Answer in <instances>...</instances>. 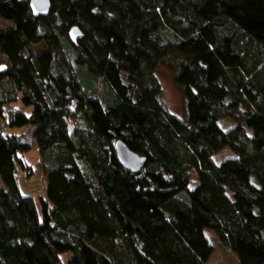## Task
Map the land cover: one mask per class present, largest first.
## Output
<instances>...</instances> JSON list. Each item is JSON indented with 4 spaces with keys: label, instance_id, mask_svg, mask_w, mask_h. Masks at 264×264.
Here are the masks:
<instances>
[{
    "label": "trees",
    "instance_id": "obj_1",
    "mask_svg": "<svg viewBox=\"0 0 264 264\" xmlns=\"http://www.w3.org/2000/svg\"><path fill=\"white\" fill-rule=\"evenodd\" d=\"M50 2L34 17L0 0V264H207L206 230L238 264H264V0ZM170 56L184 120L160 102ZM117 142L144 158L138 173ZM32 146L38 203L16 177Z\"/></svg>",
    "mask_w": 264,
    "mask_h": 264
},
{
    "label": "rangeland",
    "instance_id": "obj_2",
    "mask_svg": "<svg viewBox=\"0 0 264 264\" xmlns=\"http://www.w3.org/2000/svg\"><path fill=\"white\" fill-rule=\"evenodd\" d=\"M3 23L0 22V26ZM47 48L45 43H41L33 47L35 54H40ZM178 66V58L176 56H170L164 62L160 63L155 71V76L160 85V102L166 109V111L184 120L186 117V107L181 90L177 87L175 83V75ZM20 105L13 104L10 106H5L3 110V117L5 120L10 118L13 109H20ZM220 127L226 132L233 128V123L228 120L220 121ZM21 133L26 134V141L29 143L32 141L30 139V133L28 130H23ZM20 158L27 164L26 167L31 169H23L19 164L16 165V177L18 187L23 195L33 196L35 201L38 203L41 197H45V178L42 167V158L38 151L35 150L34 146L24 154L19 155ZM233 154L228 148L223 149L218 154L215 155L214 160L217 164L221 165L224 161L233 158ZM242 177H247L245 172L241 171ZM2 182L0 181V186ZM39 208V204H38ZM205 236L213 247V254L207 264H238L237 259L233 253L230 251L223 250L218 240L215 238L214 234L206 230ZM69 256L64 254L61 257L62 263L67 264Z\"/></svg>",
    "mask_w": 264,
    "mask_h": 264
},
{
    "label": "water",
    "instance_id": "obj_3",
    "mask_svg": "<svg viewBox=\"0 0 264 264\" xmlns=\"http://www.w3.org/2000/svg\"><path fill=\"white\" fill-rule=\"evenodd\" d=\"M51 0H29V7L34 17H46L51 9ZM68 36L72 43H76L81 39L82 33L78 27H72ZM115 151L120 165L132 173H138L144 166L143 157L130 151L122 142L115 144Z\"/></svg>",
    "mask_w": 264,
    "mask_h": 264
}]
</instances>
